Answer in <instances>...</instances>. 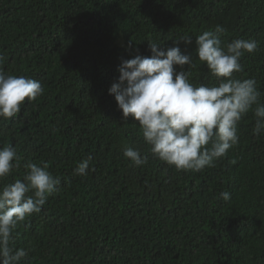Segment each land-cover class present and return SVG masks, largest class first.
<instances>
[{"label": "trees", "instance_id": "16d2710c", "mask_svg": "<svg viewBox=\"0 0 264 264\" xmlns=\"http://www.w3.org/2000/svg\"><path fill=\"white\" fill-rule=\"evenodd\" d=\"M217 25L222 46L258 42L234 76L255 79L264 103V0H0V69L44 88L0 118V147L21 158L0 183L22 179L28 162H47L61 180L13 233L14 250L28 252L20 264H264V134L253 135L252 112L215 167L177 171L151 155L108 93L122 60L184 36L193 40L178 45L193 59L189 81L217 86L195 51L196 37ZM126 147L147 164L133 166ZM89 155L88 175H75ZM224 191L230 200L218 198Z\"/></svg>", "mask_w": 264, "mask_h": 264}, {"label": "clouds", "instance_id": "9594fccd", "mask_svg": "<svg viewBox=\"0 0 264 264\" xmlns=\"http://www.w3.org/2000/svg\"><path fill=\"white\" fill-rule=\"evenodd\" d=\"M225 31L217 25L214 31H205L195 39L197 58L220 81L217 86H196L189 81L188 68L194 66L193 59L182 54L178 45H188L193 40L184 36L172 41L170 47L149 41L151 55L122 60L118 81L108 89L122 119L126 121L131 116L138 122L151 155L177 171L199 172L215 167L238 143V124L250 111L255 118L253 135L264 134V103H260L257 81L234 76L243 70L241 57L253 53L258 42L235 39L222 46L220 35ZM3 59L0 56V63ZM174 66L181 70L177 72ZM43 93L39 80L6 74L0 69V118L11 120L25 100L35 101ZM123 155L135 167L148 162V155L131 147H126ZM20 159L15 147H0V182L20 167ZM92 159L91 155L82 159L74 174L86 177ZM24 168L22 179L0 183V264H20L28 255L23 248L14 250L13 233L27 217L41 212L61 183L48 170L47 162H28ZM218 198L228 201L231 194L224 191Z\"/></svg>", "mask_w": 264, "mask_h": 264}]
</instances>
